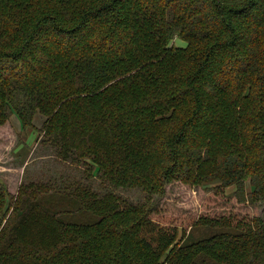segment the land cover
Listing matches in <instances>:
<instances>
[{
    "label": "trees",
    "instance_id": "obj_1",
    "mask_svg": "<svg viewBox=\"0 0 264 264\" xmlns=\"http://www.w3.org/2000/svg\"><path fill=\"white\" fill-rule=\"evenodd\" d=\"M11 115L43 117L40 143L85 182L147 198L0 182V264H264V217H200L195 241L152 219L174 182L264 203V0H0Z\"/></svg>",
    "mask_w": 264,
    "mask_h": 264
},
{
    "label": "rangeland",
    "instance_id": "obj_2",
    "mask_svg": "<svg viewBox=\"0 0 264 264\" xmlns=\"http://www.w3.org/2000/svg\"><path fill=\"white\" fill-rule=\"evenodd\" d=\"M170 45L183 48L186 43L174 37ZM43 120V117L36 116L33 128L22 131L15 115H11L7 122L0 126V182L5 184L10 196L15 197L22 181L38 180L48 184L56 181L64 182L62 184L77 181L91 186L98 192L110 189L133 202H143L147 198L146 193L138 189H113L97 178L85 182L83 166L60 160L53 149L40 143L37 128ZM155 199L157 207L152 219L166 228L175 227L177 239L183 236L187 241L204 238L212 232L195 224L200 217H264V203L251 206L247 202H240L233 187L206 188L174 182L166 186L165 194L161 198Z\"/></svg>",
    "mask_w": 264,
    "mask_h": 264
}]
</instances>
